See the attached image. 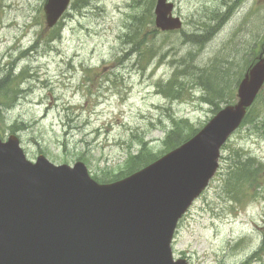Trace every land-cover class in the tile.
Here are the masks:
<instances>
[{
    "label": "rangeland",
    "instance_id": "1",
    "mask_svg": "<svg viewBox=\"0 0 264 264\" xmlns=\"http://www.w3.org/2000/svg\"><path fill=\"white\" fill-rule=\"evenodd\" d=\"M171 1L183 26L164 33L153 25L155 0H72L54 28L44 0H0V78L13 74L0 92L1 139L15 135L30 161H80L110 182L128 175L129 154H164L173 121L184 120L186 136L234 104L264 52V0ZM236 159L263 169L239 198L225 184ZM263 239L264 86L179 220L172 251L188 264H264Z\"/></svg>",
    "mask_w": 264,
    "mask_h": 264
},
{
    "label": "water",
    "instance_id": "2",
    "mask_svg": "<svg viewBox=\"0 0 264 264\" xmlns=\"http://www.w3.org/2000/svg\"><path fill=\"white\" fill-rule=\"evenodd\" d=\"M69 0H45L52 26ZM172 4L156 0L155 25L181 26ZM264 82V57L245 72L238 100L193 137L128 177L98 184L81 162L25 159L18 139L0 140V264H186L173 261L177 219L213 174L218 149Z\"/></svg>",
    "mask_w": 264,
    "mask_h": 264
},
{
    "label": "trees",
    "instance_id": "3",
    "mask_svg": "<svg viewBox=\"0 0 264 264\" xmlns=\"http://www.w3.org/2000/svg\"><path fill=\"white\" fill-rule=\"evenodd\" d=\"M22 74V73H20ZM19 74V75H20ZM12 70L8 72V76H4L0 78V92L2 94H6L7 90L5 89L7 84H9V81L13 78L12 76ZM208 88V95L212 96L219 94V91L213 87L214 90L211 91V89L207 86ZM10 90H8L9 93ZM210 102L216 106L215 101L213 98H210ZM217 109V108H216ZM250 110V109H249ZM184 120H179V121H173L174 127L167 132L166 136V150L172 149L176 146H178L181 142H183L185 139L190 137L192 134L195 133L196 129L191 130L188 135L183 136L181 133V123ZM139 154H144L142 152L136 153L134 155L129 154L126 160V171L128 174L131 172L138 170L141 166L144 164L149 163V161H152L154 157H146L147 155L144 156V158H141ZM253 159V158H252ZM233 169H231L227 175V178L225 180L226 184V189L228 194L230 196L238 197L241 194H245L246 191L249 190L250 187H252V183L254 181H259V179L262 176L263 169L257 166L255 163H252L249 159L241 160V159H236L233 161ZM123 177V173L117 174L114 179H117L118 177ZM126 176V175H125ZM263 245H264V239Z\"/></svg>",
    "mask_w": 264,
    "mask_h": 264
},
{
    "label": "bare ground",
    "instance_id": "4",
    "mask_svg": "<svg viewBox=\"0 0 264 264\" xmlns=\"http://www.w3.org/2000/svg\"><path fill=\"white\" fill-rule=\"evenodd\" d=\"M233 2H234V0H233ZM233 2H232V4H233ZM229 7V6H228ZM189 69H190V67H189Z\"/></svg>",
    "mask_w": 264,
    "mask_h": 264
}]
</instances>
